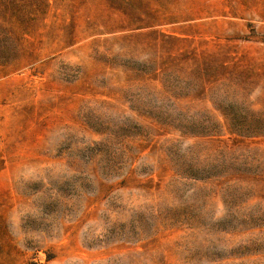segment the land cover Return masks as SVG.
<instances>
[{"label":"rangeland","instance_id":"1","mask_svg":"<svg viewBox=\"0 0 264 264\" xmlns=\"http://www.w3.org/2000/svg\"><path fill=\"white\" fill-rule=\"evenodd\" d=\"M16 2L18 44L0 51V264H264V0H50L45 15ZM154 63L189 98L172 117L184 126L149 138ZM211 117L222 136L183 146L206 178L181 180L160 146L202 133L194 120L217 131Z\"/></svg>","mask_w":264,"mask_h":264},{"label":"trees","instance_id":"2","mask_svg":"<svg viewBox=\"0 0 264 264\" xmlns=\"http://www.w3.org/2000/svg\"><path fill=\"white\" fill-rule=\"evenodd\" d=\"M40 6L43 9L44 15L47 14L52 7L50 0H41ZM18 10H21V6L16 2V0H0V51L3 49H5L4 51H14V47H12V45L15 44L16 46V41L18 44V36L14 35L9 26L7 25V15L13 12L14 14H17ZM6 64H2V62L0 63V65L3 66H5ZM154 66V74L151 82H146L145 84L140 86L141 91L150 94L156 102L154 108V115L157 119V124L159 127H156L154 129L151 128L148 131H144L145 134H140V136H146L149 138L170 136L174 134V132L171 131L170 128L184 126V119L177 121L176 119L174 120V118L172 117L173 114L176 113L178 109H180V99H184L186 95L172 96L168 85L170 78L169 72L167 70L159 72L156 67V63L153 64V67ZM178 70L179 72H182L184 71V67H180ZM199 74L200 71L198 70L196 75L200 78ZM178 78L180 83L184 82V79L181 78V75H179ZM158 81L161 83V87L155 85V83ZM200 90L201 93L204 88H200ZM168 102L171 104H168ZM209 121L213 123V125L218 127L217 131H208V127H206V125H202L199 121L194 120L192 122L194 126H202V133H187L186 131H180L179 139H167L163 141L160 146V150H163L167 154L173 156L172 158L174 162V175L181 180H201L203 178H206L203 177L204 167L202 166V162L200 160V154L197 153L195 158H189L188 153L192 152L194 148L188 147L184 149L183 146L185 145L186 140L190 138H209L213 140V138L221 137L222 123L217 121L214 117H211ZM232 134H237L239 136L238 133L232 132ZM240 136L246 138H254L260 136V133L248 132ZM121 154L126 157V153ZM151 217L154 219L156 229L159 230L160 225L162 224L161 216L152 213ZM190 228L197 229L198 225L194 223L193 226Z\"/></svg>","mask_w":264,"mask_h":264}]
</instances>
